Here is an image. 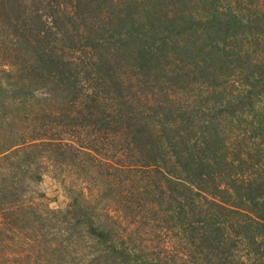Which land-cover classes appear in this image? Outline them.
Here are the masks:
<instances>
[{
    "label": "trees",
    "instance_id": "trees-1",
    "mask_svg": "<svg viewBox=\"0 0 264 264\" xmlns=\"http://www.w3.org/2000/svg\"><path fill=\"white\" fill-rule=\"evenodd\" d=\"M42 158L136 186L135 229L74 206L98 264H264V0H0L4 221L38 224Z\"/></svg>",
    "mask_w": 264,
    "mask_h": 264
},
{
    "label": "rangeland",
    "instance_id": "rangeland-1",
    "mask_svg": "<svg viewBox=\"0 0 264 264\" xmlns=\"http://www.w3.org/2000/svg\"><path fill=\"white\" fill-rule=\"evenodd\" d=\"M14 161L15 156L2 161L4 171ZM37 169L42 178L28 174L23 201L33 203L35 215L39 217L38 224L34 228L14 226L9 218V222L4 221L0 211V222L3 224L0 229L4 232L0 236V264H36L39 259L46 264H98L94 261L98 254L97 247L94 246L86 226L79 224V219L75 216L78 211L74 208L76 204L85 206L84 215L88 213L101 218L109 215L120 231L138 226L135 217L137 211L132 206L127 207L128 212L122 208L118 210L112 200L121 195V199L127 201L126 205L136 201L137 196L133 195L136 186L129 182L124 184L125 187L123 185L121 188L109 187L107 191L104 190L107 184L110 185V181L112 185L116 184L112 170L104 168L97 176H90L79 166H55L43 158ZM106 174L110 175L108 183H105ZM58 208L65 212L49 211ZM4 224L7 227L5 230L2 229ZM143 237L145 242L141 246L145 249V255H168L170 258L184 248L178 234H168L160 226L153 232L144 233ZM140 240L138 237L130 244L133 246L141 243Z\"/></svg>",
    "mask_w": 264,
    "mask_h": 264
}]
</instances>
